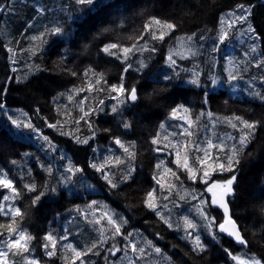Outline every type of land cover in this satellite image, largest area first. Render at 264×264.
<instances>
[{
  "label": "trees",
  "instance_id": "obj_1",
  "mask_svg": "<svg viewBox=\"0 0 264 264\" xmlns=\"http://www.w3.org/2000/svg\"><path fill=\"white\" fill-rule=\"evenodd\" d=\"M0 4L6 6L0 12V104H3V108H0V156L8 157L9 177L23 193L19 198L4 201L3 196L13 194L9 189H5L4 194L1 191L3 188H0V203L6 207H18L25 213L23 218H17L19 228L33 237L28 244L29 251L12 255V250L6 245L15 237L7 232L0 236V251L9 252L7 264H28L31 260L39 261V264H73V261L81 264V259H76L67 245L87 251L93 242L99 241L100 230L111 227L106 218L100 223L95 222L105 212H109L113 218L127 221L122 231L131 232L132 236L127 241L120 236L108 238L93 250L98 255L89 253L82 257L84 264H153L148 263L150 253L166 258L169 260L167 264H233V255H253L264 264V60L240 52L245 66L239 67V71L256 75L257 78L254 82L250 79L248 87L241 86L239 82L235 90L232 89L233 83L230 91L224 87L217 89L218 94H210L208 99L214 109L211 116L208 106L205 112L202 105L199 107L201 113H197L199 93L191 90L194 85L188 86L182 80L192 64L190 60L195 56L199 59L205 57V53L212 55L209 65L199 59L202 64L199 72L203 73L199 78H207L212 76L208 69H215L212 64L216 61L213 58L215 54L218 53L219 59L225 61V51L229 48L237 50L242 47L250 51L248 47L256 43L264 48L263 0H103V6L91 11L88 5H77L75 0H0ZM240 4L252 6L251 16L247 22L235 24L239 30L232 32V39L227 36L221 41L219 14L240 12L237 7ZM64 10L70 13V21L74 22L72 26H65L63 35L49 34L44 42L37 40L33 44L31 37L50 29L62 18L60 11ZM85 10H88L86 15L82 14ZM153 17L173 23L176 28L170 30L153 22L146 29L145 25ZM230 19L233 18L229 17L226 21ZM249 25L257 31L259 39L252 35ZM191 29V33L186 31ZM241 30L245 34V46L239 42ZM161 33H164L163 40L158 38ZM154 34L157 38H153ZM186 35L195 36L200 43L204 41L203 48L199 53L197 47L194 56H183L189 58L177 56L174 70L169 60L170 50L175 42L186 38ZM209 36H213L210 41ZM217 42L221 45L218 50L211 46ZM108 43L135 47L128 54L122 53L120 48L110 49L115 53L110 55L103 51L105 46L110 45ZM129 64L131 67L125 72ZM214 73L226 76L225 65L221 63ZM122 77L123 83L133 82L130 86L137 90L138 99L134 104L127 105L128 100L122 103L125 98L109 90L111 85H119ZM98 79L100 83L95 84ZM69 90L72 92L71 100H68ZM88 97L93 100L96 111L88 119H80L79 123L93 119L88 129L96 132L95 138L90 139L89 146L72 141L62 143L58 138L61 132L67 138H81L79 133L82 130L84 138L91 137V132L85 126L76 123L83 116L85 105H90ZM181 105H188L187 109L192 107L188 118L182 111L181 114L177 112L175 116L172 115V109ZM113 106H117L116 113L112 112ZM21 114L25 115L24 121L18 118ZM68 117H72L69 121L73 122V128L66 122ZM235 117L259 122L246 146L240 145L239 140L248 130ZM12 120H17L21 126L14 125ZM188 120L198 125L191 130L197 134L195 143L204 146L211 140L222 146L221 149H209L212 159L208 163L212 162L213 166L216 162L226 163L225 154H230L233 145L241 149L238 157L240 163L235 173L237 180L233 186L235 195L228 197V200L232 217L248 241L247 247L238 245L232 237L220 234L215 226L216 221L211 229L216 233V238L211 240L208 221L191 212L202 207L209 217L219 216L216 206L200 204L201 199L210 201V195L205 191L206 185L195 182L189 183V187H180L165 171L172 168L169 155L174 152L168 138L174 136L173 133L179 135L185 132ZM125 122L130 125L127 129L123 127ZM27 123L34 125L35 130L23 126ZM50 123L56 124V128L48 127ZM171 123H175L176 128L179 125L180 129L170 128ZM232 123L237 127L233 128ZM205 135L207 137L204 138ZM43 136L49 138L55 149ZM181 136L191 140L186 133ZM116 138L126 145L134 143V159H129L114 143ZM154 138L159 141L157 145L152 143ZM164 145L168 147L164 148ZM157 147L169 154H157ZM58 148L60 150H56ZM191 153L201 154L192 150ZM61 156L65 158L61 159ZM109 156L121 157L124 161L119 166L109 165L105 169L115 173L110 178L114 183H119L117 188H111L102 174L90 167V164H99ZM69 165L83 168L84 171L65 181L64 178L69 175L65 168ZM157 165L160 167L157 168ZM48 168H51V173ZM127 169H134L131 178L121 182V176L126 174ZM178 175L179 181H183L181 176L185 175L182 172H178ZM231 175L233 173L217 170L211 172L212 177L208 182L224 181ZM154 177L167 179L161 183L163 188L158 186ZM25 184H35L37 192H28ZM169 185L175 187L169 189ZM53 188L55 192L51 191ZM153 189L158 191L152 203L160 206L157 210L169 219L173 228H169L156 212L146 207V194ZM40 190H46V194L36 206H32V198ZM192 195L200 199L194 200ZM92 201L98 203L90 208ZM184 217L196 221L197 230L192 236L184 231ZM9 220L10 216L0 215V223L7 224ZM48 233L58 240L53 256H48L44 248V238ZM196 233H202L208 241L203 242L206 250L202 253L193 251ZM104 235L111 237L108 231ZM62 236H67V239H59ZM146 241H152L161 252L155 253ZM133 242L144 247L147 255L140 258L139 253L125 247ZM113 245L121 249L115 255L109 251ZM48 251L53 249L49 247Z\"/></svg>",
  "mask_w": 264,
  "mask_h": 264
},
{
  "label": "snow or ice",
  "instance_id": "obj_2",
  "mask_svg": "<svg viewBox=\"0 0 264 264\" xmlns=\"http://www.w3.org/2000/svg\"><path fill=\"white\" fill-rule=\"evenodd\" d=\"M75 2L77 5H88L89 11H91L93 8H95L97 6H103V0H75ZM5 7L6 6L4 4H0V12H3L5 10ZM237 7L240 11V15L237 16V20L247 22L248 17H250L252 14L251 8L246 7L243 4H240ZM40 11L42 12L43 9H40ZM153 22L157 25H163L164 27H166L167 29H170V30H174L176 28L175 24L169 23V22H162L159 19H156L155 17L151 18L149 24L145 25V28L148 29L151 26V23H153ZM249 29L255 38H257V39L260 38L259 35L256 34V30L254 28H252L251 25H249ZM49 34L50 35H63V28L61 26H53L50 29H47L45 32H42L39 36L31 37V39L33 41L39 40L41 42H44L45 36L49 35ZM227 36H228V33L223 32L221 34V37H220L221 41L225 40L227 38ZM153 38H157L155 36V34L153 35ZM158 38L160 40H163L164 39V33H161ZM189 39H191V37H189ZM134 47L135 46H133V47H121L120 45L113 43V44L105 46L103 51L105 53L110 54V55H114L115 53H112L110 51V49L120 48L122 53L128 54V53L133 51ZM254 50L255 49H253V51ZM125 59H127V55H125ZM169 60L173 64L175 63V61L172 60L171 56H169ZM257 66H259V65H257ZM130 67H131V65L129 64L128 67L124 69V71L127 72L128 68H130ZM141 67H144V65L141 64ZM89 71H92V70H89ZM71 74L76 75L75 72H71ZM87 74H88V72L86 71L85 75H87ZM102 75L103 74L101 73L100 76L102 77ZM230 78L232 80L237 79V77L235 75H231V74H230ZM165 79H171V77H165ZM17 82H22V81H17ZM99 83H100L99 79L95 81V84H99ZM191 83L194 85H198V80L193 79V80H191ZM109 90L111 92L118 93L120 96H123L125 99H124V101H121L122 103L127 101V100L134 102L138 99L136 88L135 87H132L131 89L126 88L123 84V77L121 78V83L119 85H111ZM113 98L115 99L116 97H113ZM262 98H264V97H262ZM69 99L71 100L72 97L69 96ZM0 108H3V104H0ZM179 110H182L185 113H187L189 111L187 108H184L181 105V106H178V108L173 109L172 115L175 116L177 111H179ZM81 111H83L82 108H81ZM95 111H96V109H92L89 112H84V116H89L91 114H94ZM117 111H118L117 106H113L112 112L116 113ZM209 115L211 116L212 113H209ZM84 116L77 119L76 123L79 124V120L84 119ZM234 119L239 121L242 124L244 129L248 130L247 132H244L242 134V136L239 140L240 145L246 146V144L250 142L251 136L254 135L255 129H256L259 122L245 121L241 117H235ZM12 123L14 125H17L18 127L21 126L17 120H12ZM187 123H188V128L190 129L193 127L194 121L188 120ZM229 123H231V121H229ZM23 126L30 127V128H33V130H35L34 125H32L31 123L24 124ZM48 127L55 129L56 124L50 123V124H48ZM89 127H91V124L89 125ZM123 127L127 129L130 127V125L125 122L123 124ZM232 127L236 128L237 124L232 123ZM185 133L188 136L193 135V133L191 131H188V129H185V132L179 133V135H185ZM61 134L64 135L65 133L61 132ZM95 135H96V132L93 131L92 137L81 139L80 137L74 136L73 138L75 139L76 143L86 145L89 143L90 139L95 138ZM173 135H176V134L173 133ZM43 139L49 143L50 147L55 149V146L51 144V142L49 141V138L47 136H43ZM165 139H167V137H165ZM114 143L116 145H118L119 148L122 149L123 152L128 155L129 159L135 158V152L132 151V149L135 147L134 143H129L126 145L119 138H116L114 140ZM152 143L154 145H157L159 143V141H158V139L154 138L152 140ZM189 143H192V142H189ZM189 143H183V142L177 141V144L173 146L176 148V152H175L176 159L173 161V163L176 164L177 168H180L182 171L187 173V177L189 180H192L193 182H195V180L197 178H199L200 181L206 185L205 191L208 193H211V199H210V201L201 199L200 204H202V205L210 204V205H214V206H217V207L223 209L224 220L222 223L215 225V218L209 217L207 215V212L202 207H197L198 214L203 219L208 221L207 227L210 230L209 235H211L213 239L216 238V233L211 231V229L215 225L219 232L227 233V235H229L230 237H233L237 243L244 245V246H247L248 241L241 234V232H240V230L236 224V221L233 220L231 217L230 209H229V200H228V197L235 195V188L233 186L237 180V176L235 173L237 171V166L240 163V160L238 157L241 153V149H238V148H236L235 145H233L232 148L229 150L230 154H228V153L225 154L226 155V163L220 162V163H216L213 166V165L208 164V161L210 159H212V156H211V153L209 152V149H212V148L221 149L222 146L214 144L211 140H208L206 142V145H204V146H202L198 143H192V151L198 152V153H203V155H198L195 157V162L200 165V169L202 170V171H200V170H197V168L194 165H190V163H189L190 153L187 151L189 148ZM167 147H168V145H164V148H167ZM181 149L185 150V154L183 156L182 161H181ZM155 150L159 152V151H163V148L157 147ZM64 158L65 157L61 156V159H64ZM216 159L219 160V157H217ZM123 163H124V161L121 159V157L113 158V157L109 156V157H106L104 159V161H102L99 164H97V163L90 164V167L93 168L95 171L100 172L102 174V178L109 184V186L111 188H117V187H119V183H114L113 180L110 178V177H114L115 173L111 172L110 170L105 171V169L109 165L116 167V166H119ZM159 167H160V165H157V168H159ZM206 167L211 168V172H216L217 170H219L221 172L228 171V172L233 173V175H231V177L228 178L227 180H224V181L213 180L209 184L208 181H209V179H211V172L208 170H203ZM47 170L49 171V173H51V168H48ZM83 171H84L83 168H79L76 166L69 165L68 167L65 168V172L68 173L69 175H67L64 179H65V181H70L71 177L73 175H75L77 173H82ZM132 171H134V169H127L126 174L121 176V182H124V181L130 179ZM165 171L167 173H171V175L173 177H175L176 180H178V181L180 180V176L176 172H174L171 168H168ZM154 179H156V183L158 185H160L161 188L164 187V185L161 184L160 179H157L156 177H154ZM172 187H175V185H169V189H171ZM0 188L9 189L11 191V193L13 194L12 196H8V195L3 196L4 201H8V200L14 199V198H19L20 196L23 195V193L15 186L13 180L6 178V176L0 177ZM24 188L28 192H37V186L35 184H25ZM51 191L55 192L56 189L53 188V189H51ZM157 191H158L157 189H153L152 191H149L146 194V198H145L144 203H145L146 207H148L150 210L156 212V215L158 217H160V219L163 221V223H165L169 228H173V224L169 221V219L165 218L157 210L160 206L152 203V201L156 198L155 194ZM45 194H46V190H40L38 192V194L32 198V201H31L32 206H36L39 203V201L41 200V198L43 196H45ZM191 198L194 200L200 199L196 195H192ZM181 199H184V198L181 197ZM97 203L98 202H96V201H92L91 204L89 205V207L91 208L93 205H97ZM164 207H166V205ZM0 215H3L5 217L10 216V220L7 224L0 223V229H4V231H0V236H3L5 234V232H7L9 235L15 237L14 239L9 240L7 242V245H6L9 250H12V255H21V254H23V252L29 251L30 249L28 247V244L33 239V237L30 234H27L24 230L19 228V221L17 220L18 217L23 218L25 213H23L21 211V209L18 207L13 208L11 205L6 207L4 204L0 203ZM105 218L107 219V224L110 225L111 227L107 228V229H101L100 230L101 239L99 241L93 242L91 244V246L87 248V251L77 250L71 244L67 245V247L72 251V253H74L75 258L81 259V264H84L82 257L87 256L89 253H93V250L97 249L101 244L105 243L108 238L115 239L116 236H120L124 240L127 241L128 237L132 236L131 232L124 233L122 231V228L127 223V221L122 220V219L113 218V216L110 215L108 212H105L104 215L100 219L96 220L95 222L100 223V220L105 219ZM183 224H184V231L188 234V236H192V233L197 230V224L188 217L183 218ZM13 225H16V226L14 227ZM176 227L178 228L179 225H177ZM105 231L110 232L111 237H105V235H104ZM44 239L46 241V243L44 244V248L47 252V255L53 256L55 254L54 250L56 249L57 243H58L57 238L54 237L51 233H48ZM59 239H61V240L67 239V236H62ZM146 244L148 245L149 248L153 249L155 251V253L159 254L161 252L160 248L154 247V245L152 244V241H146ZM193 244H194L193 251H197V252L202 253L206 250V245L201 241L199 235H196L193 237ZM49 247H51L53 249V251H48ZM125 247L130 248L133 253H139L140 258L147 255V250L144 247H139L134 242L130 243V244H126ZM109 251L112 252L113 255H115V253L118 251H121V249L117 248L115 245H113V247L110 248ZM93 254L98 255L99 253L96 252ZM8 255H9L8 251H0V264H7ZM229 255H231V253H229ZM232 259L234 261H236L237 264H262L261 260L255 258V257L244 258V257L232 256ZM28 264H39V261L31 260L28 262ZM73 264H75V261H73Z\"/></svg>",
  "mask_w": 264,
  "mask_h": 264
},
{
  "label": "rangeland",
  "instance_id": "obj_3",
  "mask_svg": "<svg viewBox=\"0 0 264 264\" xmlns=\"http://www.w3.org/2000/svg\"><path fill=\"white\" fill-rule=\"evenodd\" d=\"M61 6V4L60 5H58V7H60ZM65 9V8H64ZM88 10H85L82 14H85L86 12H87ZM60 13H61V16H62V18L61 19H59L57 22H56V24H53L52 25V27L53 26H61L62 28H63V33H64V28H65V26H67L68 28L69 27H71L72 26V24L74 23V22H72V21H70L71 20V18L72 17H69V14L70 13H68V11H60ZM86 15V14H85ZM85 15H83V17L85 16ZM228 25H229V22H228ZM223 26H226V25H223ZM232 27V25H229L228 26V29L229 28H231ZM224 29H226L225 27H223ZM186 31H188V32H193V29H191V30H186ZM56 36H58V35H56ZM239 42H240V44L241 45H243V44H245V38H244V35L243 34H240V38H239ZM33 44H36L35 43V41H34V43ZM194 44H193V42H189V41H186V40H182V41H180L179 43L178 42H175L173 45H172V48H171V50H170V56L172 57V60L173 61H175V58L177 57V56H179V57H182V58H184L183 56H194L195 55V53L193 52L194 51V46H193ZM255 45V44H254ZM253 45V46H254ZM127 47V46H126ZM129 47H131V45L129 46ZM252 47V46H251ZM196 48V51H198V49H197V47H195ZM214 48H217V45L214 47ZM253 49H255L254 47H253ZM197 53V52H196ZM219 56V54L217 53V57ZM103 62H105V61H103ZM117 61H115V63H116ZM192 62V64L188 67V71H187V73H186V76H184L183 78H182V80L184 81V83H186L188 86H189V84H192L191 83V80H193V79H197L198 80V85H194V84H192V85H194V87L193 88H191V90H193V91H198V93H199V96H200V92H199V90L197 89V86L198 87H203V88H207L208 90H213L215 87H216V84H215V80H214V78H212V84L211 85H208L207 83H203V81L199 78L200 77V74H199V70L202 68V64L200 63V60L195 56V59H191L190 60V63ZM172 63V62H171ZM117 64V63H116ZM173 64V63H172ZM100 65L102 66V62L100 63ZM238 65H239V62H238V59L235 57V56H233V55H231V53H229V52H226L225 53V66L227 67V77L225 78V79H222V84H223V81L224 80H226V81H229V80H231V78H230V74L231 75H235L236 77H237V75H239V73L240 72H238V70H237V67H238ZM121 70H122V67L120 68ZM169 69V68H168ZM183 70V69H182ZM120 74V73H119ZM245 74H248L247 72H243V74L241 75V79L242 80H245V81H247V82H250L251 80H253V81H255V79H253V77L251 76V75H249L248 74V76H246ZM242 76H246V78H242ZM250 76V77H249ZM251 79V80H250ZM235 80H237V79H235ZM252 81V82H253ZM257 82L260 84V85H262V82H260L259 81V79H257ZM131 83H133V82H130L128 85H127V88L128 89H131L130 88V84ZM186 85V86H187ZM186 86L185 87H183V88H186ZM253 92V91H252ZM71 94H72V92H71V90H69L68 91V95L69 96H71ZM68 100H69V97H68ZM222 112H224V111H222ZM15 115H17V113L15 114ZM84 116V115H83ZM25 117V115L24 114H21L18 118L20 119V120H22V121H24L23 120V118ZM72 117H68L67 118V121L66 122H68L69 123V120L71 119ZM84 118H85V116H84ZM128 121H130L129 119H128ZM163 121V120H162ZM131 122V121H130ZM73 122H70V124H72ZM171 127L173 128V129H178L179 128V126H178V128H176V126H175V124L174 123H171ZM196 127H198V126H193L192 128H188V126L186 127V129H188V130H193L194 128H196ZM180 129V128H179ZM192 133H193V135L192 136H190L191 137V140L189 141V137H183V136H181V135H174V136H171L170 138H168L169 139V143L172 145V146H174V145H176L177 144V141H180V142H183V143H189V142H192V143H195L196 141H197V134H196V131H192ZM205 137H207V135H205L204 136V138ZM192 143H189V148H188V152L190 153V160H189V163H190V165H193V161L195 160V157L196 156H198V155H193L192 153H191V150H192ZM175 152H176V148L174 147V153H173V155H175ZM209 152H210V150H209ZM184 154H185V150L184 149H181V161L183 160V156H184ZM200 155H203V153H201ZM2 159V160H1ZM217 163V162H216ZM209 164V163H208ZM9 165V163H8V157H6V156H0V170H1V168H2V173H3V177L4 176H6V178H8V179H10V177H9V172H8V169H7V166ZM173 166V165H172ZM4 167V168H3ZM6 167V168H5ZM174 167V166H173ZM203 170H208V171H210L211 170V168H205V169H203ZM1 175V174H0ZM2 176H0V177H2ZM182 186H184V185H182ZM6 192L4 191V194H5ZM188 193H189V191H188ZM209 195L211 196V193H209ZM191 212H192V214H194V215H197L198 214V212H197V208H195L194 209V212L191 210ZM109 213V212H108ZM110 214V213H109ZM194 221V220H193ZM106 222H107V219H106ZM194 222H196V221H194ZM197 235H199L200 236V239H201V241L202 242H208L205 238H204V236H203V234L202 233H196ZM210 239L212 240L213 238H212V236L210 237ZM210 243V242H209ZM237 257H244V258H252V257H254L253 255L252 256H250V257H245V256H237ZM150 262H148V263H153V264H167V263H169V260H166V258H161V257H159V256H155L154 254H152V253H150ZM255 258H257V259H259L258 257H255ZM234 261V260H233ZM228 262H226V264H227ZM234 263H236L237 264V262L236 261H234Z\"/></svg>",
  "mask_w": 264,
  "mask_h": 264
},
{
  "label": "bare ground",
  "instance_id": "obj_4",
  "mask_svg": "<svg viewBox=\"0 0 264 264\" xmlns=\"http://www.w3.org/2000/svg\"><path fill=\"white\" fill-rule=\"evenodd\" d=\"M110 43H111V42H110ZM110 43H108V44H110ZM168 195H169V194H167V196H168ZM169 197H170V196H169ZM169 197H168V199H169ZM171 197L174 198L172 195H171ZM171 197H170V198H171ZM103 244H104V243H103ZM102 247H103V246H102ZM104 247H105V246H104ZM103 250H104V249H103ZM107 254H108V253H107Z\"/></svg>",
  "mask_w": 264,
  "mask_h": 264
},
{
  "label": "flooded vegetation",
  "instance_id": "obj_5",
  "mask_svg": "<svg viewBox=\"0 0 264 264\" xmlns=\"http://www.w3.org/2000/svg\"><path fill=\"white\" fill-rule=\"evenodd\" d=\"M90 158V157H89ZM89 158H88V160H87V163H88V161H89ZM222 213V212H221ZM223 220V219H222Z\"/></svg>",
  "mask_w": 264,
  "mask_h": 264
}]
</instances>
